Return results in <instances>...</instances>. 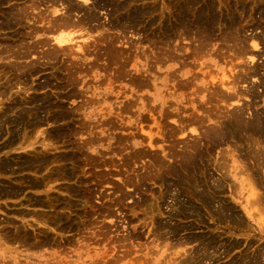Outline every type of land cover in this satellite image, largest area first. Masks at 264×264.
<instances>
[{"label": "bare ground", "instance_id": "6f19581e", "mask_svg": "<svg viewBox=\"0 0 264 264\" xmlns=\"http://www.w3.org/2000/svg\"><path fill=\"white\" fill-rule=\"evenodd\" d=\"M130 1L131 0H121L116 2L110 9H106L109 11L107 12L109 13L108 15L110 16L108 21H103L100 12L102 11L101 8L106 7V6L103 7V5L107 3L106 0H90V2L88 1L89 3L86 2V0H84V3H80L79 0H0V34L2 31H7V30L9 31L4 33H10L9 37H5V36L0 37V136L6 137L4 148L14 147L16 150L28 149L27 154H23V155L21 154L22 156L19 157L20 159L16 160V158L15 159L13 158L14 160H16V162H11L13 160L12 158H10L12 160H9L8 158L0 160V173H7V172L15 173L21 171L24 172L28 171L26 172L28 174L25 175L24 173L18 176L20 178L17 179L18 180L17 183L13 181L7 182V180L2 181L1 180L2 178L0 179V200L1 198H10L13 196H18L20 194L23 195L26 193L24 197L21 200H19L20 205L17 202L18 200L15 201V203L17 202V204L20 207L13 208L16 209L15 211L18 214V216L24 220L18 223L20 220L17 219L16 220L17 223H15V221L11 219L8 220L7 219L8 216H7L6 217L7 221H5V223L3 222L4 223L3 225L2 220L4 221V218L3 219L0 218V224L2 223L3 225L0 226V231L2 230L4 232L3 233L1 231L4 235V238L9 241V244L11 243L10 241L16 240L21 242L22 244L24 243L23 244L24 247V245L26 244L27 246H31V244L32 245L35 244V242L37 241L36 238H35V242L33 241L34 244L31 243L32 241L31 239H33L32 237H34L33 236L34 234L37 233L46 234L45 230L47 229L45 228L44 230L43 226L46 225L55 226L57 229L60 230H67L73 228L72 226H74V223H76L74 222V218L76 217L73 216L74 218L73 217L71 218V216L68 213H71L73 211L75 212L79 211L81 209L80 208L81 205L82 208L84 207L83 210L86 209L84 212H82L83 210L82 211L80 210L82 215L81 217H84L85 219V217L91 215L90 214L91 212L89 213V210L87 211V208L85 207L87 206V204H90L89 203L90 201H92L91 199L93 193L95 192L94 191L95 187L93 188L94 184H92V186L89 184V180H91V178L87 177L86 173H88V171H86L87 169L85 170L84 165H90L91 167L103 166L102 169L98 171L99 174L98 173L96 174L98 180L94 182L97 185L96 191H98L100 190V188L98 189L99 186L104 185V183L110 180L109 178L110 174L120 173V171H122L121 174H124L123 170H121L122 167L124 168L125 166L126 168H128V165L132 163V161L139 160V158L148 155L150 156V162H149L150 164L146 165L147 174H142V176H140L136 180H133V178L129 175L127 177L124 176L126 179H124L123 177L122 184H113V187L111 188H113L117 194V195L114 194L115 196H117L115 198V202L110 197V194L112 192L111 193L108 192L109 196L106 195L108 193L105 190L104 191L106 194L104 193L103 190L102 193H98L100 194L99 198L101 197L103 199L101 201L103 204L102 206L103 208L101 212L102 213L105 212V215H109V216L111 215V217H113L112 215H114L113 214L114 212L113 209L111 210L113 205L112 202H114L116 206L122 203L124 200H126V198L129 197V195L131 194L129 189H127V187L135 186L134 187L135 190L136 188L139 189L143 185H146L147 179L150 180L152 179L154 181L155 179H157L156 181L160 180V182L162 181V185L159 183V185H161V191L155 194V192L151 190L152 194L154 195V197L151 196L154 198V199L151 198L153 199V201L152 200L148 201L147 198H150L149 196H147V198L142 196L139 200L137 199L138 201L135 204L137 206H140L141 208H143L144 206L142 210H144L145 214L148 215L150 214V216L148 217H150L151 219L150 223H152L151 224L152 234L154 236H156L157 238H163L161 236L168 235L167 237H165L166 240L171 238L175 239L173 243L171 241L172 244L170 245L169 248L167 247L166 249H163V252L166 251L168 254L170 253L172 254V256L164 264H169L170 262L172 263L174 262V264H204L207 261L214 262L217 259H220L222 255L228 254L235 247L241 245L242 244L241 239H240V244L238 241L236 242L231 241L229 244L226 243L227 241L226 242L223 241L220 243L219 241L221 240L218 239V236H214V232L213 235L212 234L197 235L194 234L193 232H190V229L192 228L191 222L183 223L181 219L194 218V220H196V223L197 221L202 222L206 220V219L203 220V217L206 218L205 216H203V211L206 210L208 211L209 215H211L213 219L217 220L220 224L221 222H225V221L227 223L228 221L230 222L234 221V224L237 223L236 225L240 226L241 228L245 227L248 232L247 233L248 236L246 237H250L249 230H253L256 234L258 233L260 234V236L264 237V226L263 227L260 226V224L262 223L259 224L260 228L256 226L255 223L254 224L252 223V222H257L255 213L253 212L252 209L256 207V205L259 206L260 203L263 202L260 201L259 204L252 206V204H255L257 203L258 200H261L259 199L261 196H259L258 194L260 192L254 191L253 188L256 189V185L257 186L260 185L261 188V186H263L264 183L262 185L256 183L255 185L256 180L253 179V177L251 178V176H249L250 174L248 175L251 178V182L255 181L253 182V184L249 183L250 181L248 182L247 185L253 187L252 189L249 187L250 188L249 190H251V193L253 190V192L256 193L257 196L255 195L256 198L254 199L252 198L253 199L252 203L249 202L251 203L250 205L253 207L252 208L250 206L252 209L249 207V205H247L249 204L248 201L246 202V204L240 202L241 208L238 212L237 207L235 208L234 206H232L228 201L223 199L221 196V193L224 191L225 188L224 185L226 184L225 179L223 177H219L215 179L213 176L214 174L209 171V167H208V164L211 163L210 157H208L209 156L208 147L210 145L211 147L214 145L216 146L218 144H222L223 142L226 143L227 141L228 142L234 141L233 147L235 149L233 148V150L235 151L239 150L240 155L238 156L247 159V161H249L254 165H257L256 167H258L257 168V170H259L258 172H260L261 169L264 171V111L262 113L253 114L251 118L250 117L246 118L244 109L240 107L243 111H241V109L240 111H238L239 108L238 110H235L237 108L236 107L234 109L235 111H233L232 113V116L227 117V115H225L228 118L227 121H225L226 119L225 120L221 119L223 116H220L219 120L215 121V123H213L214 125L212 126L210 124H209L210 126L205 124L207 120L210 121L208 118L211 115L207 117V114L206 115L204 114V112L208 111L210 113L212 110L211 108L210 110L206 109V107L204 106V104L206 105L208 102H212L213 100H216L217 102L223 100L231 101L233 100L232 98L240 97L241 99L244 96L243 91L237 89L238 87L237 81L239 77H241L240 79L242 80V77L244 79L246 78V76H250L251 74L258 72L257 68H256L257 70H255L252 69V67L248 68L245 67L244 65V63L246 62V60L244 59L248 57V54H250L249 58L251 62L255 58L254 48L259 45L258 42L256 41L257 35H251V37H249V35L248 36L244 35L243 34V31H245V29L243 28L244 25L243 24H242L243 26L241 24L238 25L239 18L241 16L238 19H235L237 17L231 15L232 13L226 15L227 13H225V11L224 13L226 16L223 15L222 12H220L219 10L220 8L214 4L215 1L212 4H208L206 2L204 6H196L198 4V1L196 0H189V2L185 1L187 2V4L185 3L186 4L185 6L182 5L183 7L178 9L177 16H173V18L176 17L174 23L175 26L173 25V27L176 28L175 32L176 30L180 32V35L178 33L179 35L178 38L181 37V39L188 38L192 40L193 37L195 36L197 38L198 44H196L195 46V43H193L194 44L193 45L192 42H190L189 40V43H191L194 47L190 49V51H188L189 47L187 46L189 43L187 44L185 42L187 44L186 46L185 43H184L185 45H182L180 42H177V39H175L176 37L174 38L175 35L173 37L171 36L172 33L171 31L173 30V29L171 30L172 24H169V22L171 21L169 22L166 21L165 23V21L163 22L164 20L163 19L161 20V22H159L160 23L159 30L161 33L160 35L161 37L159 39L160 41L158 39H157L158 42L157 40L154 39L152 41L154 48L157 47L156 53H154L155 54L154 61L151 60L153 58L151 54L150 60L151 62H153L152 65L148 63L142 64L138 60L136 62L134 61V58H132L134 55L132 57H131L132 54L129 55L127 53L129 56L126 55L124 47H121L123 45L121 46L117 45L118 42H120L121 44L123 43V39H121L122 36L119 35L113 36V34L110 32L111 29L125 28L131 23L132 24L139 23L143 21L142 18H144L147 15L150 16L153 15L157 10V7L155 6L151 7L145 5L142 2L139 3L141 0H133L135 4H131ZM243 1L245 2L246 0ZM165 2L163 1V3ZM258 2H260V0H258ZM178 3L180 4V2ZM181 3H183V1ZM209 3L211 2L209 1ZM255 3H257L256 0ZM174 4H175L174 6H176L177 3ZM251 4L249 8H251V6L253 5ZM241 5L243 6V4H240V6ZM237 9L240 11L239 6L237 7ZM242 10H244V7ZM222 11H223V7H222ZM246 11L248 12V10ZM256 12L258 13V10ZM161 13H159V15H161ZM165 14L167 15V13ZM241 14L244 15V13ZM253 16L255 15H252V17ZM163 17L165 16L163 15ZM251 18L248 21L254 20ZM153 20L151 21L153 22ZM235 20H238V22ZM150 24L152 23L150 22ZM216 26H218L220 29L219 33H217L218 30H216ZM254 26L255 25H253L252 27ZM216 36L221 40L222 42L221 44L225 46L228 45L229 46L228 50L230 51V49H232L234 53L232 56L230 55L231 58L227 60V64L230 67L227 66L228 70L226 69V67H224L225 69H223L221 73L218 72L219 70L214 69V67H217L219 69L218 62L220 61V59L218 61L212 59L211 62H208V59H206L207 51L209 53V50L211 49L209 47V45L211 44L210 42H212L211 40L214 37L216 38ZM248 41L251 42L250 44L251 47H249L248 43L250 42ZM156 42L159 44H157ZM218 48L222 49V47H218ZM218 51L217 53L220 54L221 51L219 52ZM218 54L216 57L219 56ZM103 58L104 60L108 61L107 65L104 63L106 65L105 69L103 68L104 71L112 66L110 64L114 63L118 65L117 70L119 69L117 72L115 71L117 73V74L115 73L117 75L115 80H121L127 78L126 80L130 81L131 83L130 85L132 87L126 88L125 86V88L121 87L118 90L121 91V93L124 95L122 96L125 98V100H123L124 105L121 107L123 112L129 111L130 108H132V106L137 105L136 108L138 109L139 113L142 114L143 113L142 110L155 111L156 110L155 108L161 105L159 111H164L163 117L165 116L168 117V115L170 116V112H167L169 111V107H167L166 110L165 105L168 106L169 104V106H172L174 103H176V101L182 103L183 105L184 104L192 105V109L195 108L196 110L190 112L187 119H185L186 117L183 118L181 114H179V112L177 114H172L171 112V117L174 118V116H179L178 118L179 123L180 122L185 123L186 121V122L199 124L200 127L204 128V131L199 134L201 137L197 136L198 135L197 134V135H193V137H191L190 139L188 137H185L184 139L180 138L177 140L176 143L171 145L169 151L166 152L165 156L161 157L153 149L155 146H157L155 144L156 140L154 137L157 131L154 132L152 127L149 130L145 129L144 127H141V130L144 133H146L143 139L147 140L149 149L147 151L136 150L129 152V154H125V155L122 154L123 155L121 156L122 158L119 159L122 160L120 161L122 162V164H120V162L116 164V160L111 155V153L115 152L120 154V151L122 152V150L126 149L128 136L126 135L119 136L118 137L119 141L117 140L118 141L117 146H113V144H111L110 141L108 140L106 142L107 143L106 146H104L105 143L102 144V146L100 147H96V145L94 144L96 143V140L102 142L105 139V136L101 134H103L104 131H107L106 130L107 126L111 127L113 126V123H115L114 118L111 116L112 114H114L113 106L107 101V97L110 92L115 91L116 86L114 87L112 85V81H109L107 85L99 88L98 87L96 88L94 86H88L87 85L88 81L86 83V76L89 74L92 76L93 80L100 77L101 74L99 72L94 71V69L96 68V66L100 67L101 64L100 61ZM236 59L238 60L240 59L242 61L238 63ZM132 60L134 61V64L132 63ZM131 63L133 64L132 69L128 70L127 67H129ZM238 67H240V71L237 70ZM245 68L248 69L245 70ZM46 69H50V71L42 73ZM112 69H114V65ZM146 70L149 71L148 75L147 74L143 75V71ZM214 70L217 72H214ZM38 74L40 76L44 75L42 76L44 78L42 80L38 78L39 82L36 83L35 85L30 83L28 85L27 82L28 79L34 81L35 78L33 79V77ZM2 78L3 79L5 78V80H3ZM159 80L162 81L164 87H166L165 83L170 84L171 82H173V88L172 87L170 88V86H172L171 84L169 88H166L167 95L166 93L165 94L161 93L160 96L157 95V92L160 93V88L157 87L156 85L159 83L158 82ZM150 83L153 84V87L155 88L156 92L152 94V97L150 99V104H151L150 108H147L148 103H146L145 101L146 95H144L146 93H144L143 91V95H141L142 91L141 92L139 91L142 90L147 85H150ZM68 86H72L71 87L72 90L70 89L71 91H68L67 89ZM14 87H17V89L24 91H29L33 89V91L39 93H37V95H27V96L22 95L23 93L21 95H19L20 93L19 94L17 93L19 96L16 95L15 97L11 98V96L13 95ZM58 88H62L60 90L67 89V93L65 91L64 97H62L63 100H61L59 91H57ZM212 88L213 90L211 91ZM223 88L227 89L228 91L231 90L233 91V93L231 92L228 93L229 95H227V93L223 90ZM129 91L130 94H128ZM206 92L208 93L210 92L211 96L210 95L208 96V93L206 95ZM85 93L86 94L91 93V95H89L88 97ZM101 93L104 94L102 95ZM96 95L98 96V98L95 97ZM135 95H136L135 100L128 99L129 96H135ZM77 96H82V97L86 96V99H83L81 102H77V103L72 101L70 103L71 107L66 105V102L69 99H72L73 97H77ZM111 97L113 96L111 95ZM198 98L202 103L198 102L199 105H195L194 102L196 99L198 100ZM102 99L104 100V102H102ZM184 99L185 101L183 102L182 100ZM5 100H8V102H5ZM156 101H159L157 107L154 106V103ZM97 102L101 103V106L93 107L92 104ZM104 104H108V105L105 106ZM186 106L184 105L183 108H181L183 112L189 110V108H187L188 106L187 107ZM198 110L202 111V116L198 114L197 112ZM215 113L216 112H214V114ZM77 114H79L81 117H77L76 116ZM217 115L215 114L212 117L214 116L219 117ZM98 116L104 118L102 122H99L97 120V122L94 123V121L93 122L91 121L94 118L97 119ZM76 120L79 123L78 125H74L75 124L74 122H76L77 124ZM155 122H158L156 118H155ZM235 127L237 129L236 131L229 130ZM96 128H99V132L95 130ZM179 128H181L180 125L179 127L172 126L169 132H171V135L177 134ZM84 133L86 134V137H84L82 140L80 139L81 141H77V138L75 139V136ZM203 140L205 145L202 143ZM239 142L240 144H238ZM37 144H39L40 146L39 149H37L36 146ZM244 146H247V148L245 149ZM61 148L62 150H59ZM210 150L212 151V149ZM221 150L223 151L222 148ZM222 151L221 153L223 155ZM235 154L237 155L238 152ZM235 154L232 153L233 160ZM226 155L225 156L223 155L224 156L222 158L223 160H219L217 158V160L215 161V163L219 164L217 165V167L218 169H220V171L222 168L224 169L226 167V165L224 164L228 163L226 162V157H228ZM241 160L242 159H240V162L244 164L245 161L243 162ZM175 162H178L181 165L180 168H182V170H185V172H187L186 177H184L182 173L180 174L179 170L177 169L178 166L175 167L173 165V164L176 165ZM240 162L237 161L236 163L235 161L236 164ZM121 165L124 166L121 167ZM116 166L117 169L120 168V171L116 169ZM252 171H256V170H252ZM166 173L175 176L176 181L174 180L169 182L168 179L166 181V178H163V175ZM2 175L3 174H1V176ZM262 176H264V174L261 175V177ZM6 177L7 176H5V178ZM95 177L93 178L94 180H96ZM249 177H247V179ZM9 178L10 177L8 176V179ZM258 178L256 177L257 182H258ZM262 178L264 182V177ZM260 180L261 179L259 178V181ZM186 183L188 190L187 197H185L186 196L185 195L183 198H181L179 197V195H177L180 194L183 189L182 190L178 189L177 194H174L173 192L171 193L172 191L171 189L173 188L172 186H178L179 184L182 185ZM107 184L110 183L107 182ZM163 185H165L164 188ZM146 186L145 188L148 189ZM179 187L181 188V186ZM162 189L164 190L166 189V190L163 191ZM52 190H56L59 193L57 192V195H54L52 194V192L55 191ZM28 191L30 192V194L32 193V195L27 196V193H29ZM184 191L186 192V190ZM65 193L68 194V196H64ZM72 197H75L76 199L74 200ZM112 197L114 198V196ZM169 198L171 200V202L168 204L171 205V208L169 209L168 212L169 213L168 217L170 220L163 222L162 220H160V217L159 219L157 218V214L159 215V213L160 214L164 213L162 211L163 205L165 204V201L168 200ZM111 199L113 201H111ZM262 200L264 199L262 198ZM80 201L83 203H80ZM98 201L100 200L98 199ZM93 202H95V200L92 201V203ZM125 202L126 201H124L123 203ZM120 206L121 205H119V207ZM260 207L258 208V210L260 209ZM1 209L4 208L1 207ZM6 209H8V207L5 208V211ZM131 210L133 211V209ZM15 211L14 214H16ZM102 215L101 216L104 217V214ZM262 215H264V213ZM28 216H35L34 217L35 221L33 222L30 219H28L27 218ZM105 217L107 218V216ZM176 218H178L180 221L170 222ZM80 219L82 220V218ZM75 220L77 221V219ZM79 221L80 220L78 218V223L80 224L82 221L81 222ZM90 221H92L93 224V221H97V219L96 220L92 219ZM6 222H8L7 224H11L10 227H13L14 229L11 228L7 229L8 227ZM107 222L106 223L104 222L103 225H106ZM86 223L87 221L85 222L84 226H86ZM145 224L147 223L145 222ZM103 225L100 228L104 227ZM109 227L112 228L111 226ZM110 228H108V230L106 228V230L107 231L113 230V229L110 230ZM31 229H33V231L37 233L35 232L33 233ZM36 229H39V231H36ZM118 230L119 229H117V231ZM50 231H48V233ZM62 232L64 234V231ZM101 233L103 234V232ZM106 233L107 232L104 233L105 236L107 234L110 235V232H108L107 234ZM40 234H38L37 237H39ZM102 234H99V236ZM140 234H138L137 236H139ZM57 235L59 234L57 233ZM95 235L98 236V234ZM104 235H102V237H105ZM245 235L246 234L244 233L243 236ZM69 236L72 237V235ZM40 237L42 236L40 235ZM116 237L118 238V240H120L121 238L122 240L123 239L126 240L128 238L127 234L126 236L124 234V237H121L120 239L118 236ZM111 238L112 237H110V240ZM5 239H4L3 247L4 244L8 242V241L5 242ZM43 240L48 241V239L46 238H44ZM195 241L198 242V244L192 246L190 249L182 248L179 250L176 249L172 250L175 247L177 248L178 246H184L188 243L190 244L191 242H195ZM38 242H39L37 243L38 245L37 244L35 245L39 246V244L42 243L40 241ZM51 242L52 241H50L49 243L51 244ZM49 243L47 245H49ZM151 243H153V241ZM252 243L254 244L253 240ZM12 244L14 245V242H12ZM43 244H40V246H42ZM35 245L33 246L34 248ZM252 245H249L247 248L244 247V249H248ZM11 246L12 245H10V247ZM18 246H20V244H18ZM12 247L10 249H12ZM8 248L9 247L7 246V249ZM138 248H140V246ZM251 248L252 247H250V249ZM12 250H14V247ZM220 250L222 251L220 252ZM241 250L243 251V249ZM127 253H130V250ZM248 253L242 252L240 257L233 260L231 259V261L229 260V262L227 263L225 262V264H264L263 262H261L264 260L261 261L259 260V258L262 259L264 257V247L263 250L261 251L256 252L255 250H253L252 253L251 252L249 254ZM165 254L166 253H164V255ZM122 255H126V254L123 253ZM0 256L2 258H7L6 256H4V253H1ZM166 256L167 254L164 256V258H156L153 261L154 264H162L163 263L162 260H165ZM145 259H146L145 261L146 263L147 258ZM148 260L152 261V259L150 260V258H148ZM107 264H109V262Z\"/></svg>", "mask_w": 264, "mask_h": 264}, {"label": "rangeland", "instance_id": "374dc122", "mask_svg": "<svg viewBox=\"0 0 264 264\" xmlns=\"http://www.w3.org/2000/svg\"><path fill=\"white\" fill-rule=\"evenodd\" d=\"M88 1L90 2V0H86V2H88ZM118 1H121V0H118ZM118 1L117 0H114V1L113 0H106L107 3H105L103 5V7L104 6H106V7L101 8L102 11L100 12L103 21H108L109 16H110V15H108L109 14L108 13L109 11L106 10V9H110ZM163 1L164 2L166 1L167 3L166 2L163 3ZM182 1H183V3H181ZM185 1L189 2V0H181V1L180 0H170V1H168V0H141L139 3L142 2L145 5H148V6H151V7L152 6L153 7L154 6L157 7L156 12L153 15H151V16L150 15L145 16L144 18H142L143 21H141L139 23H133V24L131 23L129 25L127 24L128 26L125 27V28H115V29H111L110 32L113 34V36L119 35V36H122L123 37V38L121 37V39H123V43L121 44L120 42H118L117 45L118 46L123 45L121 47H124V50L126 52V55H128V54L131 55L132 54L131 57L134 55L132 58H134V61L135 62L138 60L142 64L148 63V64H151L152 65L153 62H151V60L154 61V56H155L154 53H156V48H157V47L154 48V45L152 44V41H153V39L154 40H157V39L159 40L160 39L161 33H160V30H159V28H160V26H159L160 23L159 22H161V20H163V19H164L163 22L165 21V23H166V21L167 22L171 21V22H169V24H172L171 30L172 29L174 30V31L173 30L172 31L170 30L172 32L171 33V36L173 37L175 35L174 38L176 37L175 39H177V42H180L182 45H185L186 43L188 44L189 43V40H190V42H192V44L195 43V46H196V44H198L197 38L195 36L193 37V39H195V38L196 39L195 40L192 39L193 41L191 39H188V38H186V39H181V37L178 38V36L180 35V32L178 30H176V32H175V29L176 28L173 27V25L175 26L174 23H175V20H176V17H174L175 18L174 19L173 16H177L178 9L179 8H182L183 7L182 5L185 6L187 4V2H185ZM196 1H198V4L200 3L199 5L197 4L196 6H204L206 2L208 4H212L215 1L214 4L217 5V7L220 8L219 10H220V12H222L223 15H225V13H227L226 15H229V14L232 13L231 15L237 17L235 19H238L241 16L239 18V22H238V20H235V21L238 22V25H240V24L242 25L243 24L245 26L244 27L242 25L243 28L245 29V31H243V34L244 35H247V36L249 35V37H251V35H257L258 37L256 36V38H257L256 41L259 44L257 47L254 48V50H255L254 51V57H255L254 60L252 62L250 61V58H249V55L250 54H248V57H246L244 59V60H246V62L244 63L245 67H248V68L249 67H252V69H255V70L258 69L257 70L258 72L253 73L250 76H246V78H244V79L242 77V80L240 79L241 77H239V79L237 81V86H238L237 89L243 91L244 96L241 99H240V97L232 98L233 100H231V101L227 100L228 102L225 101V100L218 101V102L216 100H213L212 102H208L206 105L204 104V106L206 107V109H209V110H210V108L212 109L210 113H212L213 115L219 114V115H217L219 117H216V116L212 117L213 115L210 114L208 111L207 112H204L205 115L207 114V117L209 115H211L208 118L210 121L207 120L205 124L208 125V126L214 125L213 123H215V121L219 120L220 116H223L221 119H224V120L226 119L225 121H227L228 120L227 117L232 116L233 111L238 110V108H239L238 111H240V109H241L240 107H242V109H244V113H245V117L246 118H249V117L251 118L253 114L262 113L264 111V18H263L264 17V12H263V10H264L263 9L264 8V5H263L264 4V0H260V2H258V0H256L258 4L255 3V0H252V1L246 0L245 2L243 0H240V1H238V0H228V1L227 0H224V2H223V0H221L222 2L220 0L219 1H217V0H196ZM209 1L211 3H209ZM79 2L80 3H84V0H79ZM178 2H180V4ZM130 3L131 4H135V2H133V0H131ZM174 3H177L178 5L176 4V6H174L175 5ZM239 3L240 4H243V6L242 5L240 6ZM250 4L253 7L251 6V8H249L250 7ZM256 5H257V7H256ZM172 6H174V7H172ZM238 6L240 8V11L237 9ZM222 7H223V11H222ZM243 7H244V10L245 11L242 10ZM260 7H262V8H260ZM172 9H173V12H172ZM231 9H233V10H231ZM249 9H250V12H249ZM256 9L258 10V13L256 12L257 11ZM229 10H230V12H229ZM246 10H248V12ZM259 10H260V12H259ZM174 11H175V13H174ZM224 11H225V13H224ZM157 12H159V13L162 12V13H161V15H159V13H157ZM165 13H167V15ZM172 13H173V15H172ZM236 13H239V14H236ZM241 13H244V15H245L246 18ZM163 15L165 17H163ZM171 15H172V17H171ZM252 15H255V16H253L254 18L252 17ZM260 16H262V17H260ZM151 18H153L154 20L151 19ZM250 18L251 19H254V20H251L252 22L251 21H248V20H250ZM172 19H174V20H172ZM244 19H245V21H244ZM151 20H153V22ZM242 21L245 22V23H243ZM246 21L249 24H247ZM150 22L153 25L150 24ZM254 22H255V24H254ZM252 24L255 25L254 26L255 27V30H254V27H252L253 26ZM249 28H250V30H249ZM216 30H218V32L216 31L217 33L220 32V29H219L218 26H216ZM8 31L9 30L2 31L1 34H4V35H1L0 34V37L1 36L2 37H4V36L5 37H9L10 33H4V32H8ZM178 33H179V35H178ZM246 33H248V34H246ZM217 36H216V38L214 37L211 40L212 42H210L212 44V45L210 44L211 46L209 45V47L211 49L208 47L210 49L209 50L210 55H209V53L207 51L206 59H208V62H211L212 59H215L217 61L220 59V61L218 62L219 69L217 67H214V69L219 70L218 72L221 73L222 70L225 69L224 67H226V69L228 67H230L227 64V60H229L234 53H233V50L232 49H230V51L228 50L229 49L228 48L229 47L228 45L225 46V45L221 44L222 42H221V40L219 38H217ZM180 39H181V41H180ZM158 40H157V42H158ZM248 42H250V41H248ZM157 44H159V43H157ZM187 44H186V46H187ZM189 44H190V46H189ZM189 44L187 46V47H189L188 51H190V49H192L194 47L193 46L194 44L193 45L191 43H189ZM248 44H249V47H251V45H250L251 42L248 43ZM218 45H220V46H218ZM222 45L225 46V47H223ZM216 46H217V48L218 47H222L223 51H222L221 48L220 49L218 48L219 51H221L220 54L217 53L218 49L216 48ZM138 47H139V49H138ZM215 50H216V53H215ZM226 51H227V53H226ZM131 52H134V53H131ZM137 53H139V54H137ZM151 54H152V57H153L152 59H151ZM217 54L219 55L218 57H216ZM135 58H137V59H135ZM221 58H223V59H221ZM236 60H237L238 63H240V61H242L240 59L239 60L236 59ZM236 60H235V62H236ZM134 61L132 60V63L133 64H134ZM100 62H101V64L99 63L100 64V67L99 66H96V68L94 69V71L99 72L101 74L100 77L93 80L92 76L89 74V75L86 76V83L88 81V83H87L88 86H94L96 88L97 87L99 88V87H103V86L107 85L109 81H112V85L114 87L116 86L115 91L110 92L109 95H108V97H107V101L110 104H112V106H113V112H114V114H112L111 116L114 118V122L115 123H113V126H111V127L107 126L106 127V130L107 131H104L103 134H101V135L105 136V139L102 142L96 140V143H94V144L96 145V147H100V146H102V144L105 143L104 146H106L107 145L106 142L108 140V141H110L111 144H113V146H117L118 145L117 143L119 141L118 140V137L119 136H122V135L123 136H125V135L128 136V142H127V145H126L127 148L124 149V150H122V152L120 151V154L115 153V152L114 153H111V155L116 160V164L119 163L120 161H122V160H119L120 158H122L121 157V156H123L122 154H124V155L125 154H129V152L136 151V150L137 151H139V150H141V151H143V150L144 151H147L149 149L148 148V144H147V140H144L143 139L146 133H144L141 130V127H144L147 130H149L152 127L153 130H154V132L157 131L156 135L154 136L155 137V140H156L155 141V144L157 146H155L153 149L161 157H164L165 156L166 152L169 151V148L171 147V145L174 144V143H176L178 139H180V138H183L184 139L185 137H188L190 139L191 137H193V135H197V134H198L197 136L201 137L199 134L204 131V128L203 127H200L199 124H197V123H191V122H186V121H185V123H182V122L179 123V119H178L179 116H174V118L171 117V112H172V114H177L179 112V114H181V116L183 118L186 117L185 119H187L189 113L190 112H193L194 110H196L195 108L192 109V105L184 104L185 106L186 105L188 106V107L186 106L187 108H189V110L186 111V112L185 111L184 112L182 111L181 108H183L184 105L182 103H180V102H177L176 101V103H174L172 106H169V104H168V106L165 105V109L167 107H169V111H167V112H170V116L168 115V117H166V116L163 117V112L164 111H159L160 108H161V105H159V106L157 105L159 101H156L154 103V106H156V107L158 106L157 108L154 107L156 109L155 111L154 110L153 111L152 110L151 111L150 110H144V111L142 110L143 113L140 114L139 111H138V109L136 108L137 105L136 106L134 105V106H132V108H130L129 111L123 112L121 107L124 105L123 100H125V98L123 97L124 95L121 93V91H118V90L121 87H124L125 88V86H126V88L127 87L128 88L132 87L130 85L131 83H130V81L126 80L127 78L121 79V80H115V78L117 76L116 75L117 74L116 72L119 70V69L117 70V66L118 65H116L114 63L110 64L112 66L109 67V69L107 68L109 71L106 69L108 71L107 72L106 70L104 71L103 68L105 69V66L108 64L107 63L108 61L104 60V58H103ZM225 62H226V64H225ZM235 62H233V63H235ZM132 63H131V65L129 67H127L128 70H131L132 69V66H133ZM113 65H114V69H112L113 68ZM248 68H245V70L248 69ZM237 70L240 71V67H238ZM49 71H50V69H46L42 73L49 72ZM148 72H149L148 70L143 71V75L144 74L145 75L146 74L148 75ZM158 72H160V71H158ZM214 72H217V71L214 70ZM42 76H44V75H41V76L39 74L38 75H35L33 77V79L35 78V80H36V81L34 80L35 82L33 80H31V79H28V81H27L28 82V85H29V83L35 85L36 83L39 82V79L42 80L44 78ZM111 76H114V77H111ZM110 77H111V79H110ZM2 79H1V81H2ZM3 80H5V78ZM89 81H91V82H89ZM158 82L159 83L156 84L157 87L160 88V93L157 92V95L158 96H160L161 93L162 94L163 93L165 94L167 92L166 91L167 90L166 88H169L170 84L172 85V86H170V88L171 87L173 88V82H171L170 84L165 83L166 84V87H164V85H163V83H162L161 80H159ZM151 84L152 83H150V85H147L148 87L146 86L142 90L139 91V92L142 91L141 92V95H143V91H144V93H146L144 95H146L145 101H146V103H148L147 108H150V106H151L150 99L152 97V94L156 92L155 91V88L153 87V84L152 85ZM71 87L72 86H68V88H67L68 91H71L72 90ZM163 88H165V89H163ZM60 89H62V88H58L57 91H59L61 100H63L62 97H64L65 91L67 93V89L66 90H60ZM161 89H163V90H161ZM17 90H19V89H17V87H14L13 88V95L11 96V98L15 97L16 95L19 96L22 93H23L22 95H26V96L27 95H37V93H39V92L33 91V89L32 90H29V91H24V90L17 91ZM212 90H213V88L211 89V91ZM223 90L227 93V95H229L228 93H231V92L233 93V91H231V90L228 91L227 89H224V88H223ZM52 91H54V90H52ZM49 92H51V91H49ZM17 93L18 94L20 93V94L18 95ZM30 93H32V94H30ZM207 93L208 92H206V95H207ZM101 94L103 95L104 93H101ZM128 94H130V91L128 92ZM86 95L89 97V95H91V93H88ZM111 95L113 97H111ZM166 95H167V93H166ZM209 95L211 96V93L210 92L208 93V96ZM95 97L98 98L97 95ZM194 97H196V96H194ZM83 99H86V96H84V97H82V96L73 97L72 99H69L68 100L69 102L67 101L68 103L66 102V105L67 106H70L71 105L70 103L72 101H74L75 103H77V102H81ZM128 99H130V100L134 99L135 100L136 99V95L135 96H129ZM168 99H170V98H168ZM198 100H199V98H198ZM198 100L197 99L195 100V102H194L195 105H199V103H202V102H200V100L199 101ZM182 101L184 102L185 99L182 100ZM5 102H8V100H5ZM102 102H104L103 99H102ZM220 104L221 105L223 104V105L221 106ZM104 105L107 106L108 104H104ZM92 106L93 107H97V106L100 107L101 106V103L97 102V103L92 104ZM242 109H241V111H243ZM217 111H218V113H217ZM197 112H198V114H200V116H202V111L201 110L200 111L198 110ZM214 112H216V113L214 114ZM225 113H227V114H225ZM225 115H227V117ZM76 116L77 117H81L79 114H77ZM182 117H181V119H182ZM155 118H156V120H158V122H155ZM103 119L104 118H101V117L98 116L97 119L94 118L91 121L92 122L94 121V123H96L97 120L99 122H102ZM74 123H75L74 125H78L79 124L78 121H77V124H76V122H74ZM179 125L181 126L182 131H181V128H179V131H178L177 134L171 135V132H169L171 130V127L172 126L173 127H179ZM160 126H161V128H160ZM168 127H169V129H168ZM95 130L97 132H99V128H96ZM229 130H235L236 131L237 129L235 127V128H231ZM84 137H86V134L85 133L84 134H79V135L75 136V139L77 138V141H81ZM239 138H240V136H239ZM232 140H234V139H232ZM5 141H6V137L5 136H0V160L6 159V158H8L9 160H12L13 158L14 159L16 158V160H18V159H20L19 158L20 156H22L23 154H27V150L28 149H18V150H16L14 147L13 148H10V147H5L4 148ZM233 142L234 141H229V142L227 141L226 143L223 142L222 144H218L216 146L215 145L212 146L213 148L210 145L208 147V149H209L208 150L209 151L208 152L209 153L208 154L209 155L208 157H210V160H211L210 162L211 163L208 164V167H209V171L214 174L213 176H214L215 179H217L219 177H223L225 179L226 184L224 185V187H225L224 188V191H223L224 193L222 192L223 194L221 193V196H222L223 199H225L226 201H228L232 206H234L235 208L237 207L238 212H239V210L241 208L240 202H242L243 204H246L247 201H248V203L249 202L252 203L253 199L256 198V196H257L256 193L253 192V190H252V193H251V190H249L250 188L252 189L253 187H250L249 185H247L248 182L250 181L249 183H252L253 184V182H255V181H252L251 182V178L253 177V179L256 180L255 185H256V183L262 185L264 183L263 180H262L263 179L262 177H264V176L261 177V175L264 174V171L261 169L260 172H258L259 170H257V168H258V167H256L257 165H254V164L250 163L249 161H247V159L238 156V155H240L239 154L240 152H239V150H236V151L233 150V148H234L233 147L234 146L233 145L234 144ZM202 143L204 144V140L202 141ZM238 144H240V142ZM180 145H182V144H180ZM1 146H3V147H1ZM36 146H37V149H39V147H40L39 144H37ZM221 148L223 149V151L221 150ZM244 148L246 149L247 146H244ZM210 149H212V151ZM59 150H62V148L59 149ZM231 150H233V151H231ZM221 151L223 152V155L224 156L227 154L226 156H228V157H226V162H228L229 164L228 163L224 164V165H226V167L224 169L222 168L221 171H220V169H218V167H217V165H219V164L215 163V161L217 160V158L219 160H223L222 158L224 156L222 155ZM22 152H24V153H22ZM237 152H238V154L236 155L235 153H237ZM18 153H20V154H18ZM232 153L235 154L234 155V160L236 158V160H235L236 163H237V161L240 162V159H242L241 161H243V162L245 161V163L243 164L242 162H240L242 164H240V163L236 164L235 161L233 160ZM10 158H12V159H10ZM165 159H167V158H165ZM213 159H214V161H213ZM230 159H232L233 162ZM13 160L11 162H16V160H14V161ZM134 161H136V162H134ZM134 161H132V163H130L131 165L130 164L128 165V168L129 169L126 168L124 165H121V167L124 166V168L122 167V169H121V170H123V173L124 174H121L122 171H120V168L117 169V166H116V169L119 170L120 173H114L115 175L114 174H110L109 175V178H110L109 181L110 182L107 181L110 184H107V182L106 183L103 182L104 185L99 186L98 189L100 188V190H98V191H96L97 190L96 189L97 188V185L94 182H96L98 180L97 179L98 177H97L96 174L98 173L99 170L102 169L103 166L102 167H93V166L91 167L90 165H84L85 170L87 169L86 171H88V173H86L87 174V177L91 178V180H89V184L91 186H92V184H94L93 185V188L95 187L94 188V191L95 192L93 193V196H92V199L91 200L92 201L95 200V202H96V203L95 202L92 203V201H90L89 203L91 205L90 204H87V206L85 208H87V211L89 210V213L91 212L90 213L91 215L93 213V215H95V216H93V215L92 216L91 215L90 216H87V217H85V219H86L85 220L84 217H81L82 215H81V212H80V210L82 211L84 207L82 208V206L80 205V208L81 209L79 211H76V212L73 211L71 213H68L71 216V218L73 216L76 217V218L73 217L74 218V222H76V223H74V226L75 227L72 226L73 228H70L71 230L70 229L60 230V229H57L55 226H50V225L43 226L42 225L43 226V229L45 230V228H46L47 230H45L46 234H42V233L40 234V233H37V232L33 231V229H31L33 231V233L34 232L37 233V234H34L33 235L34 237H32V238L34 240L31 239L32 240V241L30 240L31 243H33V241L35 242V238H36L37 241L35 242V244L39 243L38 241L42 242L40 244H43V243L45 244V245L43 244L44 246L43 245L40 246V244H39V246H37L38 244L35 245L33 243L35 245V248L33 247L34 245H32V244H31L32 248H31V246H27V244L24 245V247H23V244L24 243L22 244L21 242L16 241V240L15 241L14 240L13 241H10L11 243L9 244V241L4 238V235H3L4 232L1 230L3 233L0 231V233H1L0 234V241H1V244H2V245L0 244V254L1 253H4V256H6L7 258H2L0 256V264H1V262H2V264H5L6 262L8 264H44V263H46V264H101V263L102 264H107L109 262V264H110L111 261H113V262H111V264H113V263L114 264H150V263L151 264H154L153 261L156 258H164V256L167 254L166 259L165 260H162V262H163L162 264H164L172 256V254L171 253L168 254L166 251L163 252V249H166L167 247L169 248L170 245L175 241V239L174 238H171V239H167L166 240L165 237H167L168 235L167 236H161L163 238H157L156 236H154L152 234V225H151L152 223H150V220L151 219H150V217H148V216H150V214L149 215L148 214H145L144 210H142L144 208V206H143V208H141L140 206H137L135 204V203H137V201L142 196L145 197V198H147V196H149L150 198H147L148 201H151V200L153 201L154 195L152 194V191L151 190H153V192H155V194H157V192L161 191L162 181L161 182H160V180L156 181L157 179H155V181L152 180V179L151 180L150 179H147L146 180V185L147 186L146 185H143L141 188L138 187L139 189L136 188L135 190H134V187L135 186L134 187L133 186H129V187H127V189H129V191H130L131 194L129 195V197L126 198V200H124L126 202L123 203L124 202L123 201L122 203H120L119 204V205H121L120 207H119V205H116L115 206V204H114L115 198L117 197L115 195H117V194L114 191V189L111 188V187H113V184H122V180H123V177L124 176L127 177L129 175V176H131L133 178V180H136L140 176H142V174H147V172H146L147 171L146 165L147 164H150L149 163L150 162V156L145 155V156L139 158V160H134ZM175 163H176V165L175 164H173V165L175 167L178 166L177 169L179 170L180 174L182 173V175L184 177H186L187 176L186 175L187 172H185V170H182V168H180L181 165L178 162H175ZM212 163H214V164H212ZM120 164H122V162H120ZM209 165H211V166H209ZM238 165H239V167H238ZM248 165H249V168L250 169L248 168ZM118 167H120V166H118ZM90 169H91V171H90ZM103 169H105V168H103ZM92 170H93V172H92ZM126 170H128V171H126ZM240 170H241V172H240ZM252 170H256V171H252ZM104 171H106V170H104ZM26 172H28V171H25V172L24 171H21V172H15V173H11V172L0 173V179L2 178L1 179L2 181L3 180H7V182L8 181L9 182H12L13 181V182L17 183V181H18L17 179L20 178L18 176L20 174H24V173H25V175L28 174ZM261 172H262V174H261ZM251 173H252V175H251ZM1 174H3V175L1 176ZM223 174H225V175H223ZM88 175H90V176H88ZM164 175H166V176H164ZM164 175H163V178H166V181H167V179H168L169 182L174 181V180L176 181V179H175L176 177L175 176H173L171 174H167V173L164 174ZM245 175L247 177L251 176V178L249 177L250 180H249V178L247 179V177ZM258 175H259V178L261 179L260 181H259ZM5 176H7V177L5 178ZM8 176L10 177L9 179H8ZM91 176H93V177H91ZM170 176H172V177H170ZM85 177H86V175H85ZM94 177H95L96 180L93 179ZM125 177H124V179H126ZM256 177L258 178V182H257ZM111 182H112V184H111ZM159 183L161 185H159ZM255 185H252V186H255ZM145 186L148 189H146ZM164 186L165 185H163V188H164ZM179 186H181V188ZM263 186H264V184H263ZM263 186H261V188H260V185H258V186L256 185V189L253 188L254 191L260 192L258 194H259V196H261L259 198L261 200H258L257 203L254 202L255 204H252V206L253 205H256V204H259L260 201L261 202L263 201L262 202L263 204L260 203L259 206L256 205L257 208L254 207L255 210L250 205L251 203L247 204V205H249V207L251 206L253 208L252 209L250 207L253 210V212L255 213V217L257 219L256 220L257 222H252V223L253 224L255 223L256 226H258L259 228H260V226H262V227L264 226V215H262L264 213V211H263L264 210V200H262V198L264 199V190H263L264 187ZM172 187L173 188L171 189L172 190L171 193L173 192L174 194H177L178 189H180V190L183 189L181 191V193L179 192L180 194H177V195H179V197H181V198H183L185 195H186L185 197H187V195H188L187 183L186 184H182V185L179 184L178 186H172ZM182 187H184V188H182ZM262 187H263V189H262ZM257 188H259V189H257ZM102 190L103 191L105 190L107 193L108 192L109 193L112 192L110 194V197L114 200V202H112V204L114 206L111 204L112 205L111 210L113 209V212H114V213L112 212L114 214V215H112L113 217H111V215L110 216L109 215H105L104 210H103L104 213L101 212V210L103 208L102 207L103 204H102L101 201L103 199L101 197L99 198L100 194H98V193H102L103 192ZM162 190L165 191L166 189L165 190L162 189ZM184 190H186L187 193ZM52 191H55V192H52ZM52 191H51L52 194L57 195V192L58 191H56V190H52ZM105 191H104V193H105ZM109 193L108 194L105 193V194L107 196H109ZM253 193H254V195H253ZM25 194H23V195L20 194L18 196H13V197H10V198H1V200H0V205H1L0 206V218H2V219L4 218V221L2 220V223L3 222L5 223V221H7V219L8 220L11 219V220L15 221V223H17V221H16L17 219L20 220L18 223H20L21 221L24 220V219H22V218H20L18 216V214L15 211L16 209H13V208H19L20 207L19 206L20 205L19 204V200H21L24 197ZM251 194L253 195V197H252ZM30 195H32V193L31 194H30V192L27 193V196H30ZM64 196H68V194L65 193ZM112 196H114V198ZM151 196H153V197H151ZM72 198L74 200L76 199L75 197H72ZM151 198H153V199H151ZM98 199L100 201H98ZM112 199H111V201H113ZM15 201H17L19 205L17 204V202L15 203ZM170 202H171L170 198L168 200H166L165 201V204L163 205V209L164 210L162 209V211L164 213L163 214H160L159 213L160 216L157 214V218L159 219V217H160V220H162L163 222H166V221H169L170 220L169 217H168V214H169L168 212H169V209L171 208V205H168ZM80 203H83V202L80 201ZM99 203H100V205H99ZM134 204H135V206H134ZM1 207L4 208V209H1ZM7 207L9 209V211H8V209H6V211H5V208H7ZM99 207H101V208H99ZM134 207H135V209H134ZM259 207H260V209H259L260 211L258 210ZM12 209L15 211V213L17 215L14 214V211ZM131 209H133V211ZM85 210H83L82 212H84ZM12 211H13V213H12ZM96 211L98 213L99 212L100 213L98 214ZM76 214H77L78 217L76 216ZM102 214H104V217H102L103 216ZM97 216H99V217H97ZM105 216H107V218ZM203 216L206 217V218L203 217V220L204 219H206V220H204L202 222H198L197 221V223H196V220H194V218H184V219H181V221H183V223H190L191 222L193 229L191 228L192 230L190 229V232H193L194 234H197V235H211L212 234L213 235V232H214V236H218V239L221 240V241H219L220 243L223 242V241L224 242L227 241L226 243L229 244L231 241H233V242L238 241L239 244H240V239H241V243H242L241 245H239V246L235 247L233 250H231L228 254L222 255V257L220 259H217L214 262L213 261H211V262H208L207 261L204 264H212V263L213 264H225V262L227 263V262H229V260L231 261V259L233 260V259H236V258L240 257L241 254H242V252L243 253H245V252L246 253H248V252L249 253L250 252L252 253L253 250H255L256 252L263 250V247H264V237L263 236H260V234H258V233L256 234L253 230H249V233H250L249 236L250 237H246V236H248L247 235L248 232H247L246 228L245 227L244 228H241L240 226L236 225L237 223L234 224V221H231L233 223H231L230 221H228V223H227L225 221V222H221V224H220L217 220L213 219V217L211 215H209L208 211H206V210L203 211ZM6 217H7V219H6ZM34 217L35 216H28L27 218L34 222L35 221ZM109 217H111V218H109ZM78 218L80 220L79 222L82 221L80 224L78 223ZM80 218H82V220ZM102 218L104 219V221H103ZM75 219H77V221ZM92 219L93 220H96L97 219V221H93V224H92V221H90ZM83 220H85V221H83ZM86 221H87V223H89V221H90V223L89 224L86 223V226H84V224H85ZM178 221H180V220L178 218H176V219H174V220H172L170 222H178ZM94 222H96V223H94ZM104 222L105 223L107 222V224L106 225H103ZM145 222L147 224H145ZM2 223L0 224V226H3L4 225V223H3V225H2ZM7 223L8 222H6V224ZM142 223H143V225H142ZM260 223H262V224H260ZM100 224H102L104 227L100 228L102 226ZM259 224H260V226H259ZM233 225H234V227H233ZM10 226H11V224H7V227L8 228L7 227L6 228L7 229H10V228L11 229H14L13 227H10ZM35 226H38V225H35ZM106 226H108V227H106ZM109 226H111L112 228H110ZM115 226H117V227H115ZM195 226H197V227H195ZM236 226H238V227H236ZM52 227H54V228H52ZM135 227H136V229H135ZM55 228H56V231H55ZM106 228H107V230H108V228H110V230L113 229L114 231L111 230L112 231V233H111V231H107ZM102 229H103V231H102ZM117 229H119V230L117 231ZM58 230L61 231V232L64 231V234H63V232L61 233ZM36 231H39V229H36ZM48 231H50V232L48 233ZM89 231H91V232H89ZM101 232H103V234ZM105 232H107V233L110 232V235H108L106 233L107 235L105 236L104 235ZM114 232H116V233H114ZM209 232H211V233H209ZM57 233L59 235H57ZM181 233H183V232H181ZM244 233L246 234L245 236H243ZM38 234H40L43 238L40 237V235H39V237H37ZM95 234H98V236L95 235ZM99 234L104 235L106 238L105 237H102V235L99 236ZM122 234H123V236H122ZM124 234H125V236H126V234L128 236V238L126 240H124V239L122 240V238H121V237H124ZM138 234H140L141 236L140 235L137 236ZM49 235L51 236V238H50ZM69 235H72V237L69 236ZM85 235H86V237H85ZM116 236H118L119 239L121 238L120 239L121 241L118 240V238ZM253 236H254V238H253ZM110 237H112L111 240H110ZM244 237H245V239H244ZM41 238H42V241H41ZM44 238L48 239V241L47 240L46 241L43 240ZM53 238H54V240H53ZM260 238H262V239H260ZM4 239H5V242L6 241H8V242H6L4 244V247H3ZM99 239H101V240H99ZM116 239H117V241H116ZM49 240L52 241L51 244L49 243L50 242ZM107 240H109V241H107ZM252 240H253L254 244L252 243ZM152 241H153V243H151ZM171 241H172V243H171ZM12 242H14V245L12 244ZM47 242L49 243V245H47L48 244ZM75 242H76V244H75ZM249 242H251V243H249ZM18 244H20V246L21 245L22 246L20 247V246H18ZM197 244H198V242L195 241V242H191L190 244L188 243V244H186L184 246H178L177 248L175 247L172 250H175V249L176 250H179V249H182V248H189L190 249L192 246H195ZM10 245H12L14 247V250H12L13 249L12 246H11L12 249H10L11 248ZM28 245H30V244H28ZM128 245H129L130 249H129ZM249 245H252V246H250V247H252L251 249H250V247L248 249H244V247L247 248ZM262 245H263V247H262ZM7 246L9 247L8 249H7ZM139 246H140V248H138ZM65 247H66V249H65ZM241 249H243V251ZM125 250H126V252H125ZM129 250H130V253H127V252H129ZM222 250H223V248H222ZM222 250H220V252ZM247 250H249V251H247ZM5 251H7V252H5ZM63 252H65V253H63ZM232 252H233V254H232ZM123 253H125L126 255H122ZM164 253H166V254L164 255ZM17 257H18V259H17ZM145 258H147V262L148 263L147 262L145 263V261H146ZM148 258H150V260L152 259V261H149ZM259 260L260 261L261 260H264V257L262 259L259 258ZM261 262L264 263V261H261ZM169 264H174V262L173 263L170 262Z\"/></svg>", "mask_w": 264, "mask_h": 264}]
</instances>
